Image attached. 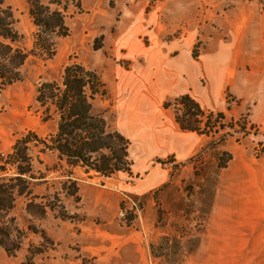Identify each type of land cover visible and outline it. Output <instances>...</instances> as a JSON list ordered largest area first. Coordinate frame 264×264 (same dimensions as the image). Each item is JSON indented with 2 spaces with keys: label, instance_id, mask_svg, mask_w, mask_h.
Returning a JSON list of instances; mask_svg holds the SVG:
<instances>
[{
  "label": "rangeland",
  "instance_id": "374dc122",
  "mask_svg": "<svg viewBox=\"0 0 264 264\" xmlns=\"http://www.w3.org/2000/svg\"><path fill=\"white\" fill-rule=\"evenodd\" d=\"M4 6L28 59L19 82H0V159L16 140L35 135L27 154L38 180L3 220L9 241L3 232L0 240L11 252L0 245V264H264V130L252 118L264 64V0H62L67 33L52 38L53 56L35 49L27 1L4 0ZM230 51L237 56L229 69L235 86L213 96L222 100L223 123L232 128L220 132V141L205 136L188 161L152 158L118 115L140 93L133 86L156 82L158 64L162 73L166 64L177 69L187 62L206 90L205 70L215 75L217 61ZM71 64L94 71L103 83L105 96L94 111L129 140L130 175L105 179L42 153L39 140L55 133L57 121L52 113L46 120L37 89L59 82ZM165 102L172 98L161 111L174 116Z\"/></svg>",
  "mask_w": 264,
  "mask_h": 264
},
{
  "label": "trees",
  "instance_id": "16d2710c",
  "mask_svg": "<svg viewBox=\"0 0 264 264\" xmlns=\"http://www.w3.org/2000/svg\"><path fill=\"white\" fill-rule=\"evenodd\" d=\"M26 1L37 29L35 49L53 56L52 38L67 33L59 8L62 0H48L46 3L42 0ZM18 39L19 35L13 28V16L4 6V0H0V82L3 86L21 80L20 70L28 59V53L20 48ZM104 96V85L97 74L81 64L66 65L59 82L42 83L35 101L44 108L46 120L51 119L52 113L57 121L55 133L39 140L43 146L42 153H54L59 164L70 170L80 168L86 174L93 172L105 179L118 172L130 175L129 140L112 128L102 113L94 111V103ZM171 106L175 109V122L183 132L207 137L217 135L220 141L223 137L220 132L227 127L232 128V123L224 125L222 113L203 110L188 94L163 104L164 109ZM31 136L37 140L35 135L16 140L12 152L5 159H0V232L8 241L7 222L3 220L14 207L16 197L24 195L26 186L38 180L32 174L27 154ZM10 170L12 173L8 176ZM71 186L73 194H76V182L73 181ZM0 245L6 252H11L6 241L0 240Z\"/></svg>",
  "mask_w": 264,
  "mask_h": 264
},
{
  "label": "crops",
  "instance_id": "0c3cea01",
  "mask_svg": "<svg viewBox=\"0 0 264 264\" xmlns=\"http://www.w3.org/2000/svg\"><path fill=\"white\" fill-rule=\"evenodd\" d=\"M236 59V54L230 51V55L217 61L215 75L210 70L204 69L208 78L206 90L199 83V71L191 64L182 63L177 69H173L171 64H166L168 69H163L162 73L163 63L158 64V69L152 73L157 78L156 82L148 79L145 80L147 84L142 81L134 85L133 88L137 86L140 93L131 97L127 103L121 104L117 109L118 115L121 118L125 117L127 126L133 128L132 130L140 136L145 148L152 151V158H171L176 162L188 161L203 148L206 142L205 136L181 131L174 116L164 115L160 104L167 98L173 100L188 94L203 110L223 112L222 100L217 96L214 97L213 92L224 86H235V79L233 77L231 79L229 69L232 68ZM262 67V74L258 71L256 82L258 95L256 104L253 106L252 118L253 122L264 130V64ZM245 102L246 99L241 102L242 106ZM98 260L102 262L101 259Z\"/></svg>",
  "mask_w": 264,
  "mask_h": 264
}]
</instances>
